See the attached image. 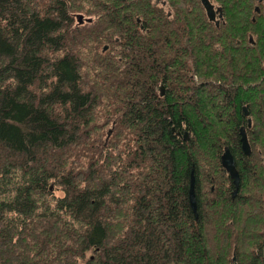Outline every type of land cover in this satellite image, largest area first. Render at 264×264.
<instances>
[{"label": "trees", "instance_id": "obj_1", "mask_svg": "<svg viewBox=\"0 0 264 264\" xmlns=\"http://www.w3.org/2000/svg\"><path fill=\"white\" fill-rule=\"evenodd\" d=\"M212 1L0 0V264H264V0Z\"/></svg>", "mask_w": 264, "mask_h": 264}, {"label": "flooded vegetation", "instance_id": "obj_2", "mask_svg": "<svg viewBox=\"0 0 264 264\" xmlns=\"http://www.w3.org/2000/svg\"><path fill=\"white\" fill-rule=\"evenodd\" d=\"M124 1L115 0V24H117L119 22V21H117V18H116V15H117L118 11L126 12V10H129V9H131V7H134V3L139 2V0H130L131 2L127 1L125 4H121V2H124ZM144 1H146V3L148 4V7H149L148 11L151 12V10H153L155 13H157V12L159 13V18L161 20L162 25L168 24L169 19H175L176 16H178V18H180L182 20L184 18V14H183V11H182L183 8H184L183 6L185 4L184 0H144ZM198 1H199L200 5H201L203 14L205 15V17H207L205 9L203 8V6L201 4V1L200 0H198ZM188 2H190V1H188ZM209 2L214 5V9L216 10L217 6L213 3V1L209 0ZM191 3L194 4V0H191ZM173 7H175V9H173ZM121 8H122V10H121ZM124 17H127V14H124ZM155 18H156V15L154 17L151 16L152 20H154ZM85 19H87V18H85L83 16V20H84L83 24L84 23H92L93 22L92 21L93 19L90 18V17L88 18V19H91L90 22H87ZM222 20H223V11L221 13V16H220V12H215V20H210V22L209 21L208 22L212 23L216 27H218V25L220 24V22ZM135 21L138 24V29H140V30H144L145 29L144 26L140 22V18L135 19ZM216 21H218V25H216ZM115 39H117V38H115ZM250 39H249L250 44H254L253 40L250 41ZM185 43L186 44L188 43V39L185 40ZM116 52L117 51L115 50V53ZM115 58H119V57L115 56ZM194 80H198V78L195 77ZM160 89H161V92H162L161 94L163 95V88L160 87ZM244 108L246 109V107L243 106L242 113H243L244 117L246 118V122H245L246 125H241L240 127L245 128V131H246L247 127H251L252 126V118L250 117L247 109H246L247 115L244 114ZM240 127H239V129H240ZM246 134H247V132H246Z\"/></svg>", "mask_w": 264, "mask_h": 264}, {"label": "water", "instance_id": "obj_3", "mask_svg": "<svg viewBox=\"0 0 264 264\" xmlns=\"http://www.w3.org/2000/svg\"><path fill=\"white\" fill-rule=\"evenodd\" d=\"M203 8L205 9L206 15L210 20H215V12H220V16L222 13V10L220 7H217L216 10L214 9V5L209 2V0H200ZM263 0H257V2L261 3ZM255 11L257 13L260 12L259 7H255ZM77 24L81 25L83 24V16L81 14H78L75 17ZM87 22H90L91 19L86 20ZM216 25H218V21H216ZM107 46H104L103 50H105ZM244 114L247 115V111L244 108ZM187 136V134H186ZM185 136V137H186ZM239 142H240V147L241 150L243 151L244 155L248 156L250 154V146L249 142L247 139V134L246 131L243 127L239 129ZM220 164L222 168L227 172L229 178L232 180L233 185H234V191L232 193V196H234L238 189H239V173L236 169L235 166V161L234 158L230 152V150L225 147L223 150V153L221 154L220 157ZM194 175L193 171L190 173V180H189V189H188V199H189V204L191 207V210L193 211L194 215L196 216V198H195V192H194ZM233 261L235 262V257L233 256Z\"/></svg>", "mask_w": 264, "mask_h": 264}, {"label": "rangeland", "instance_id": "obj_4", "mask_svg": "<svg viewBox=\"0 0 264 264\" xmlns=\"http://www.w3.org/2000/svg\"><path fill=\"white\" fill-rule=\"evenodd\" d=\"M54 3V0H51V3ZM256 6V5H255ZM78 14H75V16H74V20H75V23L77 24V21H76V19H75V17L77 16ZM82 15V14H81ZM83 16V15H82ZM85 18H87V19H85V20H88V18L90 17V18H92L93 19V21L96 19L94 16H84ZM107 46V45H106ZM104 48V47H103ZM103 50V49H102ZM106 50H108V46H107V48L105 49V50H103V52L104 51H106ZM108 131L109 132H107V129L106 128H103L102 130H101V133H103L104 135H105V133H108L107 135H106V137H105V140H107L108 138H109V135H110V133H111V129L109 128L108 129ZM60 193V192H59ZM58 193V194H59ZM81 264H84V261L83 262H81Z\"/></svg>", "mask_w": 264, "mask_h": 264}, {"label": "bare ground", "instance_id": "obj_5", "mask_svg": "<svg viewBox=\"0 0 264 264\" xmlns=\"http://www.w3.org/2000/svg\"><path fill=\"white\" fill-rule=\"evenodd\" d=\"M257 1V0H256ZM210 20V19H209ZM250 41H252V39H250Z\"/></svg>", "mask_w": 264, "mask_h": 264}]
</instances>
